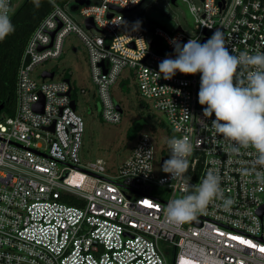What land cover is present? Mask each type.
I'll use <instances>...</instances> for the list:
<instances>
[{
    "label": "built area",
    "instance_id": "1",
    "mask_svg": "<svg viewBox=\"0 0 264 264\" xmlns=\"http://www.w3.org/2000/svg\"><path fill=\"white\" fill-rule=\"evenodd\" d=\"M48 1L49 10L23 44L13 111H0V264H264V183L255 179L264 165L251 147L225 151L228 142L215 133L213 117H203L198 103L199 73L177 71L165 79L158 72L159 62L174 56L172 38L183 43L197 37L203 43L217 28L234 54L264 52V0L188 3L192 35L179 25L173 32L153 25L149 31L137 26L119 32L127 20L122 12L143 0L82 3L83 24L64 5ZM21 2L9 0L10 16ZM86 18L92 27H86ZM72 33L85 48L104 120L121 117L112 85L129 87L133 81L139 101L150 116L157 114L170 138L193 143L185 173L191 190L210 170L220 176L222 196L195 219L165 220L167 202L184 193L170 174L156 172L155 162L161 166L170 150L166 158L145 131L137 132L113 173L102 158L80 163L84 123L76 105L71 107L78 91L66 74L54 78L52 69L41 70L39 80L31 76L37 66L63 54ZM43 71L53 76L43 78ZM223 198L233 201L227 209Z\"/></svg>",
    "mask_w": 264,
    "mask_h": 264
},
{
    "label": "clouds",
    "instance_id": "2",
    "mask_svg": "<svg viewBox=\"0 0 264 264\" xmlns=\"http://www.w3.org/2000/svg\"><path fill=\"white\" fill-rule=\"evenodd\" d=\"M139 24V20L134 21L133 27ZM12 31L14 25L9 0H0V39ZM170 43L174 56L160 61L158 72L165 79L177 71L199 73L198 103L204 106L203 117H213L210 125L215 133L228 142L225 151L236 153L241 148L251 147L256 152L258 163L264 165V52L241 51L234 54L226 47L225 35L220 28L215 29L203 43L197 37L183 43L172 38ZM238 68L248 70L241 73ZM198 121L205 122L200 118ZM165 142L170 154L160 168L181 184L184 194L167 202L164 218L171 223L191 221L210 201L222 196L220 176L210 170L191 190L190 177L185 173L193 143L183 137H171ZM255 179L264 183V171H257ZM232 203L231 198H223L222 207L227 209Z\"/></svg>",
    "mask_w": 264,
    "mask_h": 264
},
{
    "label": "rangeland",
    "instance_id": "3",
    "mask_svg": "<svg viewBox=\"0 0 264 264\" xmlns=\"http://www.w3.org/2000/svg\"><path fill=\"white\" fill-rule=\"evenodd\" d=\"M87 1L85 4L100 2V0ZM188 3L200 5V0H176L175 4L171 0H143L135 8L122 12V16L127 20L119 27V32L133 28V22L139 20L138 26H143L147 31L151 30L153 25L167 32H173L179 25L187 35H192L195 25L188 11ZM80 6L74 0L64 3L65 9L73 18L79 24H83V16L79 12ZM91 33L95 31L91 30ZM148 35L150 36V33ZM72 45L76 47L74 52L71 50ZM63 49L64 52L59 58L48 60L37 66L31 76L39 80L41 70L52 69L54 78L66 74L70 84L78 91L75 100L76 111L82 115L84 123L78 150L80 163L86 164L96 158H102L106 162L107 172L113 173L117 165L129 154L138 131L149 133L157 150L163 147V154L167 158L168 145L165 141L170 136L167 134L166 127L157 123V114L150 116L147 107L139 101L133 81H129V87L125 84L119 85L118 82L112 85L113 96L115 100L120 101L122 111L119 121H106L100 115L101 105L96 97L95 85L90 79L87 55L82 42L75 34H69L65 38ZM81 89L84 90L83 93L79 91ZM136 123L139 124V129L132 137L127 136L129 128ZM155 163L156 172L164 173L159 162ZM160 193L164 194L163 191Z\"/></svg>",
    "mask_w": 264,
    "mask_h": 264
},
{
    "label": "trees",
    "instance_id": "4",
    "mask_svg": "<svg viewBox=\"0 0 264 264\" xmlns=\"http://www.w3.org/2000/svg\"><path fill=\"white\" fill-rule=\"evenodd\" d=\"M64 5L68 0H53ZM48 0H22L12 13L11 21L14 31L0 39V111L12 113L14 107L15 72L23 48V44L35 24L49 10ZM136 123L129 128L127 136H133L139 129ZM69 203L75 200L66 199Z\"/></svg>",
    "mask_w": 264,
    "mask_h": 264
},
{
    "label": "water",
    "instance_id": "5",
    "mask_svg": "<svg viewBox=\"0 0 264 264\" xmlns=\"http://www.w3.org/2000/svg\"><path fill=\"white\" fill-rule=\"evenodd\" d=\"M75 2H76V4H82V3H87L88 1L87 0H74ZM171 2H174V0H171ZM75 7V6H74ZM115 9L116 10H118V11H122V8H119V7H115ZM108 16H110V13L109 14H107ZM85 24H86V27L87 28H90V27H92V21H91V18H86V20H85ZM72 49V51L74 52L75 51V47H72L71 48ZM53 76V72L51 71V72H47V71H43L42 73H41V77H49V78H51ZM1 107L2 106H0V109H1ZM71 107L74 109L75 108V104H74V101L72 100L71 101ZM36 108H39V105H36ZM116 108L118 109V110H120L121 108L118 106V105H116ZM50 129H52V125L50 126Z\"/></svg>",
    "mask_w": 264,
    "mask_h": 264
},
{
    "label": "snow or ice",
    "instance_id": "6",
    "mask_svg": "<svg viewBox=\"0 0 264 264\" xmlns=\"http://www.w3.org/2000/svg\"><path fill=\"white\" fill-rule=\"evenodd\" d=\"M145 203H147V201H145ZM234 239H240V238L239 237H234ZM241 243L250 244L251 242L250 241H246V240H241ZM260 250L264 251V248H261Z\"/></svg>",
    "mask_w": 264,
    "mask_h": 264
}]
</instances>
